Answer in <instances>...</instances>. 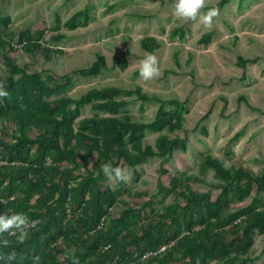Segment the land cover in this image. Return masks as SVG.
<instances>
[{
	"label": "rangeland",
	"instance_id": "obj_1",
	"mask_svg": "<svg viewBox=\"0 0 264 264\" xmlns=\"http://www.w3.org/2000/svg\"><path fill=\"white\" fill-rule=\"evenodd\" d=\"M220 1L208 0L201 12ZM174 2L0 0V86L9 93L0 97V156L7 154V144L16 142L20 116L28 117L30 139L49 137L52 124L75 109L74 103L65 106L63 99L77 101L92 91L101 93L80 107L72 121L70 143L60 139L67 154L62 157L51 150L44 161L45 167L59 168L49 189L59 186L67 191L71 221L65 228L69 233L81 232L74 228L72 218L84 212L80 209L88 207L96 188L114 195L109 214L97 227L102 232L129 209L137 229L155 220L158 228L185 232L183 220L178 228L173 218H182L185 210L186 202L179 193L186 182L195 192L208 194L225 218L248 208L264 210L262 185H254L242 196L203 166L207 158H216L229 170L243 169L264 182V0H228L211 29L198 21L178 19ZM207 34H211L208 42H201ZM144 38H153L158 47L146 50ZM148 54L157 57L161 74L145 82L139 77L138 65ZM245 59L256 61L242 67L240 60ZM139 96L164 102L170 120L164 128L152 127L161 104ZM175 100L179 107L171 103ZM85 120H129L145 126L136 137L124 132L123 147L106 151L114 167L127 170L130 182L109 184L99 172V147L109 135L83 126ZM160 136L182 139L185 146L175 150L163 166L164 157L138 160L148 148L154 149ZM37 148L35 144L24 152L31 158ZM129 156L134 159L130 161ZM7 164L11 163L0 161V165ZM14 164L26 165L28 178L49 176L42 167L31 168L29 160ZM172 176L181 179L176 192L158 193V183L168 187ZM2 179L0 173V184ZM174 205H179L176 213L170 211ZM42 212L30 209L21 213L38 222ZM243 218L229 227L239 224L233 230L241 233ZM119 231L113 234L117 236ZM251 237V244L241 252H224L197 264H229V260H236L232 264H264V230L253 229ZM13 246L25 248L17 241ZM168 247L175 261H165L169 251L162 255L149 251L145 264H181L185 259L181 249L175 242ZM68 262L69 257L64 256L63 264Z\"/></svg>",
	"mask_w": 264,
	"mask_h": 264
},
{
	"label": "trees",
	"instance_id": "obj_2",
	"mask_svg": "<svg viewBox=\"0 0 264 264\" xmlns=\"http://www.w3.org/2000/svg\"><path fill=\"white\" fill-rule=\"evenodd\" d=\"M227 1L221 0L214 8H222ZM176 34L175 31L171 36ZM210 37L211 34L205 35L201 42H208ZM142 44L146 50L158 47L153 38H144ZM255 61L245 59L240 60V64L245 67ZM100 94L99 91H92L77 101L63 99L62 102L65 106L74 103L75 109L64 114L61 121L52 124L49 137L30 139L26 133L28 117L20 116L17 122L16 142L7 144V154L0 156V161L11 163L0 165V173L3 175L0 184V214L13 215L30 209L43 210V212L35 227L30 230V238L24 243H20L25 246L24 249L21 246H18L20 247L18 249L13 246V243L17 241L14 236H8L5 233L0 237V241L4 238L10 241L7 248L0 244V254L7 257L9 254L15 253V259L3 260L0 261V264H63L64 256L69 257L68 264H73L72 249H76L75 255L79 259V264H145V255L149 251L162 255L163 251L159 252V250L163 246H166L164 252H170L169 257L165 260L169 262L177 259L172 254V249L168 247L173 242H175L176 248L181 249L185 258L181 264H197L199 261L205 262L224 252H241L251 244L253 229L264 230V210L248 208L233 217L225 218L219 214L218 205L210 202L208 194L195 192L186 182L184 190L179 193V196L186 202L185 210L182 218H179L178 215L173 218V221L178 224V228L182 225L180 220H183L185 232L181 228L174 230L170 227L158 228L155 220H151L137 229L132 225L134 213L130 209L124 211L119 219L111 220L107 231L97 230L99 221L109 214L110 206L114 203V195L109 191L96 188L88 207H81L80 211L84 212L77 219L72 218L75 221L74 228L78 229L79 227L82 230L84 228V232L75 230L73 233H69L65 228L71 221L67 214L71 207L67 191L59 186L49 189L58 176L59 168L45 167L44 161L51 150H56L57 155L62 157L67 154L65 150L61 149L60 139L64 143H70L74 137L72 121L77 117L80 107ZM139 98L143 101L153 99L161 104L152 127L164 128L170 121L163 109L164 102L156 97L139 96ZM242 99L245 100V97ZM171 103L176 107L180 106L178 100ZM82 124L93 131L109 135L99 147L100 156L97 167L99 172H102L101 163L109 162L110 156L106 151H114L116 147H123L124 142L121 137L124 132L129 131L131 137H136L145 128V126L132 123L129 120H85ZM35 144L38 145L37 153L28 158V152H24L25 148ZM184 146L185 142L182 139L160 136L155 141L154 149L148 148L137 159L141 160L150 156L164 157L163 166L175 150L184 148ZM90 152L91 149L88 150L87 155ZM20 159L29 160L31 168L46 169L50 177L43 178L35 174L33 178H28L25 176L27 166L14 164ZM133 159V156H129L130 161ZM203 166L213 170L219 180L233 186L239 195H248L256 184L264 187V182H261L259 177H255L243 169L229 170L223 162L216 158H207ZM162 170L167 172L164 167ZM243 181L245 182L243 183ZM4 182L6 184L3 185ZM180 182L181 179L178 176L171 177L168 187L159 182L158 193L170 195L176 192ZM178 208L179 205H174L170 211L176 213ZM214 216H216V220L209 221ZM241 216H244L241 219L243 230L241 233L234 232L233 229L238 228L239 224L235 227L229 226ZM119 228L118 235H114L113 232ZM36 256L40 257L39 261L34 260ZM234 261L236 260H229L228 263L232 264Z\"/></svg>",
	"mask_w": 264,
	"mask_h": 264
},
{
	"label": "clouds",
	"instance_id": "obj_3",
	"mask_svg": "<svg viewBox=\"0 0 264 264\" xmlns=\"http://www.w3.org/2000/svg\"><path fill=\"white\" fill-rule=\"evenodd\" d=\"M207 3L208 0H175L174 15L183 21H198L205 28L211 29L213 19L219 15V9L210 8L206 13H202L201 10L206 7ZM138 72L140 79L145 82L159 78L161 73L157 57L154 54L146 55L139 61ZM8 95L9 93L0 86V97H7ZM100 168L107 177L109 184L128 183L131 180V176L126 169L119 166L114 167L111 162H102ZM36 223L37 221H30L23 213L0 214V237L7 233L8 236L16 237L17 242L24 243L30 238V230L35 227ZM0 244L7 248L10 241L4 238L0 241ZM75 253L76 249H72L73 264H79V259ZM13 259H15V253H11L7 257L0 254V261H11ZM34 260L39 261L40 257L36 256Z\"/></svg>",
	"mask_w": 264,
	"mask_h": 264
},
{
	"label": "built area",
	"instance_id": "obj_4",
	"mask_svg": "<svg viewBox=\"0 0 264 264\" xmlns=\"http://www.w3.org/2000/svg\"><path fill=\"white\" fill-rule=\"evenodd\" d=\"M166 249V246H163L160 250H159V252H162V251H164Z\"/></svg>",
	"mask_w": 264,
	"mask_h": 264
}]
</instances>
